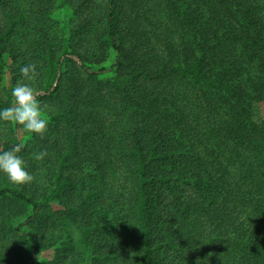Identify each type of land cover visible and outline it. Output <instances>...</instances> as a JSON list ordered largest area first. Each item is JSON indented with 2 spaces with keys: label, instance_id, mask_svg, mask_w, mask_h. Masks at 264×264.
I'll list each match as a JSON object with an SVG mask.
<instances>
[{
  "label": "trees",
  "instance_id": "16d2710c",
  "mask_svg": "<svg viewBox=\"0 0 264 264\" xmlns=\"http://www.w3.org/2000/svg\"><path fill=\"white\" fill-rule=\"evenodd\" d=\"M31 2L32 8L49 4ZM139 2L144 7L134 19L133 6ZM128 3L131 7L125 9L124 0L104 1L105 31L99 51H94L97 68L86 63L82 49L67 45L60 51L46 27L36 26L46 46L40 49L45 57L40 89L45 96L58 95L55 85L65 61L76 58L91 79L113 74L122 117L128 118L126 130L116 137L118 142L127 138L130 145L115 151L133 172L140 244L131 250L119 232L108 231L122 217L115 209L121 199L116 190L111 189L110 197L113 217L98 219L108 209L101 194L109 187L100 181L97 189L90 186L84 194L80 189L77 206L66 204L85 215L77 225L82 243L76 263L94 259L102 264H264V0ZM38 12L40 18L49 16L43 9ZM127 19L136 20L128 26L131 32L145 22L153 40L128 46ZM27 20L25 14L12 11L0 20L2 64L6 41ZM111 54L113 60L105 65ZM158 80L163 81V94L153 87ZM11 105L0 98V108ZM179 107L183 116L177 117ZM69 140V150L56 147L58 165L52 164L48 172L55 176L50 193L9 182L0 186V200L10 198L34 211L16 228L29 238L27 253L34 264H40L44 235L30 224L74 185L72 171L82 176L99 163L87 138L82 145L76 135L70 134ZM18 143L14 137L0 138L5 150ZM177 220L180 232L174 228ZM103 233L116 236L117 245ZM0 260H8L1 251Z\"/></svg>",
  "mask_w": 264,
  "mask_h": 264
},
{
  "label": "rangeland",
  "instance_id": "374dc122",
  "mask_svg": "<svg viewBox=\"0 0 264 264\" xmlns=\"http://www.w3.org/2000/svg\"><path fill=\"white\" fill-rule=\"evenodd\" d=\"M31 1L7 0L4 5L0 4V20L5 21V15L10 11L16 15L23 13L25 19L28 18L27 23L22 21L17 32L5 43V63L0 62V98L13 104L12 89L20 81L31 84L40 92L38 100L41 101L42 106H48L45 110V116L49 122L48 131L43 139L37 134L25 132L19 125L0 121L1 140L14 137L17 141L23 142L24 149L19 155L25 161L26 170L36 177L32 184L20 186L34 192L47 191L50 193L48 188L54 184L55 176L49 175L48 172L52 164L58 165L55 156L56 147L63 151L69 150L70 134L76 135L81 145L82 139L87 138L90 148L95 149V155H98L99 158V163L94 171L93 168L92 170L86 169L82 176H79L76 171H72V175L76 176L74 185L67 188L61 199L56 200L52 206L46 207L38 219L32 225L30 224L44 235V242L40 250V264H77L75 260L80 258L78 250L82 243V230L77 225L85 215L67 208L66 204L71 203L77 206L80 189H84L82 194L86 193L90 186L97 189L100 181L107 184L109 190L101 194L104 205L108 207L104 211L107 214L106 216L99 214L98 219L104 217L105 220H108L113 217L114 206L110 201V197L113 196L111 189L116 190V193H121L120 204L115 209L122 217L115 220L112 230L108 231L119 232L117 235L131 250H134L135 246L140 244V240L133 213V172L124 163L127 159L117 156L115 151L117 146L126 149L130 145L127 138L118 142L116 137L119 135V130H126L123 124L128 122V118L122 117L124 111L118 95L114 93L113 74L107 72L100 75L99 80L91 79L81 67V63L73 58L71 61H65L56 81L55 87L58 89V95L45 96V93L40 89V80L45 75L43 68L45 67V57L40 55V49L45 50L46 46L41 42V35L36 29L37 24L42 23L46 27L44 29L56 41L60 51L67 45L82 49L86 63L97 68L94 51H99L100 35L105 31L103 12L105 0H46L49 4L38 5L39 8H32ZM124 2L125 9H129L131 3H128V0H124ZM143 7L142 2L133 6L134 19L140 16L138 12H141ZM42 9L49 14L48 17L40 18L38 10ZM133 20L127 19L124 42L130 46L137 40H139L138 42H144L147 38L153 40L149 36V26L145 22L142 24L137 21L140 24L136 29L131 28L134 30L131 32L128 26L131 27ZM141 39L143 41H140ZM113 58L114 55L111 54L105 65H108ZM97 59L102 60L101 57ZM31 63L37 65L39 75L35 81H24L20 68ZM161 84L163 81L158 80L153 84V87L158 93L163 94L164 91L161 88L163 85ZM170 102L174 103V100L171 99ZM164 104V102L159 104L161 113L165 111ZM3 109L0 108V110ZM65 111H67V115L64 114ZM180 111V107L175 111L177 117L183 116ZM189 119L192 120L191 117ZM43 150H46L48 155L44 160H36L35 154ZM5 182L11 183L7 176L0 172V186ZM185 190L189 195L193 194V191ZM199 202L201 201L199 200ZM33 213L31 207L12 201L10 198L0 200V251L8 259L0 260V264H34L32 257L27 253L29 238L25 233L16 231L17 226L25 222ZM180 227V221L177 220L174 228L180 232ZM102 236L104 238L108 236L113 240V246L117 245L116 236L104 233ZM177 238L183 242L180 235ZM159 263L163 264L164 262L160 261ZM82 264L102 263L93 259Z\"/></svg>",
  "mask_w": 264,
  "mask_h": 264
},
{
  "label": "clouds",
  "instance_id": "9594fccd",
  "mask_svg": "<svg viewBox=\"0 0 264 264\" xmlns=\"http://www.w3.org/2000/svg\"><path fill=\"white\" fill-rule=\"evenodd\" d=\"M24 81H35L39 75L35 63L20 68ZM14 103L0 110V121L19 125L27 133L39 135L42 139L48 131V119L45 116L47 105L41 104L38 97L41 95L31 84L18 81L12 89ZM24 149L23 142L15 144L10 150L0 147V172L15 185H30L36 177L26 170L25 161L19 155ZM48 155L46 150L35 154L38 161Z\"/></svg>",
  "mask_w": 264,
  "mask_h": 264
}]
</instances>
